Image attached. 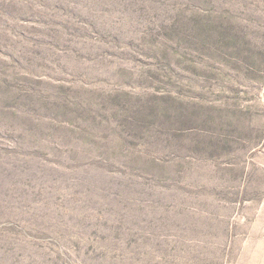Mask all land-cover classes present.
<instances>
[{"label":"rangeland","instance_id":"obj_1","mask_svg":"<svg viewBox=\"0 0 264 264\" xmlns=\"http://www.w3.org/2000/svg\"><path fill=\"white\" fill-rule=\"evenodd\" d=\"M0 264H264V0H0Z\"/></svg>","mask_w":264,"mask_h":264}]
</instances>
